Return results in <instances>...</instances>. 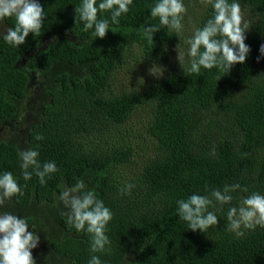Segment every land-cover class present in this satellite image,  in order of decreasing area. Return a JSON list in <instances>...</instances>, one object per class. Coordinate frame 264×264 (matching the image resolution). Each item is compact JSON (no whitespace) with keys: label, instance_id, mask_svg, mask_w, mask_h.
<instances>
[{"label":"trees","instance_id":"1","mask_svg":"<svg viewBox=\"0 0 264 264\" xmlns=\"http://www.w3.org/2000/svg\"><path fill=\"white\" fill-rule=\"evenodd\" d=\"M38 2L46 19L26 44L13 47L3 39L14 17L0 21V173L12 172L24 193L0 212L25 218L29 231L39 235L32 250L36 264H88L93 255L90 235L67 222L59 200L78 180L114 214L108 250L95 253L102 264H264V228L244 229L237 237L227 221L229 207L244 196L264 194V57L257 61L264 0H238L249 14L250 52L228 74L218 68L190 73L187 58L184 69L176 66L117 94L110 92L111 77L133 48L160 60L167 47L183 44L167 28L144 34L145 25L159 24L150 16L156 0H133L119 24L110 21L104 39L84 31L75 13L81 0ZM211 15V6L204 5L196 28ZM31 73L38 78L36 91ZM140 109L148 113L152 148L130 180H117L114 167L129 166L133 150L105 139ZM29 148L39 151L41 163L54 161L58 168L44 185L35 175L23 179L18 153ZM234 183L248 192L232 193L231 204L213 201L209 211L218 216L217 226L193 232L179 219L177 200ZM126 184L134 185L130 194L121 193Z\"/></svg>","mask_w":264,"mask_h":264},{"label":"clouds","instance_id":"2","mask_svg":"<svg viewBox=\"0 0 264 264\" xmlns=\"http://www.w3.org/2000/svg\"><path fill=\"white\" fill-rule=\"evenodd\" d=\"M207 7L211 6L212 15L203 25L193 32L186 40L187 53L177 45L178 60L183 68V61L187 56L190 67L187 71L199 74L201 68L211 70L220 69L228 74L236 64L246 62L250 47L245 43V33L249 30V22L245 19L241 4L238 0H201ZM133 0H81L75 8L79 20L83 22L84 31L92 30L94 39H104L111 24H119L120 17L129 13ZM101 13H109L102 17ZM187 8L183 0H156L150 7V16L158 19L159 24L145 25L143 32L146 36L155 34L160 29L167 28L176 34L184 30L182 23ZM15 18V26L8 27L3 39L13 47L26 44L29 34L38 35L46 19L43 6L38 0H0V21ZM259 62L264 57V44L259 48ZM159 67L153 66L150 74H156ZM184 69V68H183ZM221 77H218V80ZM40 135L36 140H42ZM211 155H215L213 148ZM39 151L29 148L18 153L20 168L25 181L35 175L41 185L47 183L52 174L58 171L54 161L41 163ZM31 169V171H30ZM47 178V179H46ZM26 187V185H25ZM133 184H126L121 188L122 194H130ZM240 190L247 193L248 189L238 183L225 185L223 189H211L208 195L191 194L185 200H177L179 219L186 222L191 231L206 232L210 227L217 226L218 216L209 211L213 201L220 205L231 204L232 193ZM205 191H209L207 187ZM23 189L13 173H0V207L6 205L14 196H22ZM67 212V222L77 231H85L90 237L91 255L88 264H102L95 253L105 252L111 241L106 234L107 225L113 219L112 210L103 200L97 198L94 191L87 188L84 180H78L75 185L65 187L59 194ZM228 230L237 237H242L244 229L254 230L257 226L264 228V194L251 192L244 196L239 206L229 207L227 211ZM40 238L34 231H29V224L25 218L4 211L0 212V264H36L32 250L36 249Z\"/></svg>","mask_w":264,"mask_h":264},{"label":"rangeland","instance_id":"3","mask_svg":"<svg viewBox=\"0 0 264 264\" xmlns=\"http://www.w3.org/2000/svg\"><path fill=\"white\" fill-rule=\"evenodd\" d=\"M187 13L184 16L182 23L184 24V30L180 33V43L167 47L165 50L164 58L157 60L156 58L146 57L143 55V50L140 47H135L131 50L130 54L126 57L122 64H120L115 73L111 77L110 92L117 94L124 91H132L138 89L156 79L167 75L174 67L179 66L178 60V47L187 53L188 44L186 40L190 38L195 31L198 21L203 12L204 4L201 0H183ZM242 13L247 20L249 14L246 10L242 9ZM187 59L185 56L184 61ZM23 65V63H21ZM159 67L156 69V74L159 76L160 72L163 73L160 77H156L150 74V69L153 67ZM31 84L36 91L38 87V78L34 73H31ZM148 124V113L146 110H137L132 115L131 119L119 128L112 129L109 136L105 139L108 142H114L116 145H125L133 150V156L131 158V164L118 165L114 167L112 175L117 180L128 181L132 177V173L138 170V167L145 154L151 151V139L146 133V126Z\"/></svg>","mask_w":264,"mask_h":264}]
</instances>
